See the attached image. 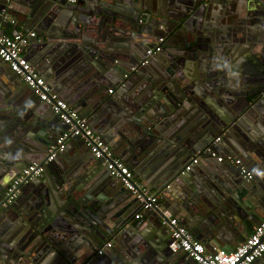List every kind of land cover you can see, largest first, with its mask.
Here are the masks:
<instances>
[{
	"label": "water",
	"instance_id": "water-1",
	"mask_svg": "<svg viewBox=\"0 0 264 264\" xmlns=\"http://www.w3.org/2000/svg\"><path fill=\"white\" fill-rule=\"evenodd\" d=\"M151 4L10 3V19L23 31L35 29L25 50L30 63L163 202L131 223V193L72 138L25 186L27 196L0 210V264H37L34 255L44 249L58 256L53 264H197L169 249L166 214L207 251H230L229 236L246 239V223L264 220V179L254 173L246 181L235 167L202 163L204 157L183 172L186 160L221 134L237 140L233 156L248 170L264 171V139L245 125L250 115L264 124V0ZM6 6L0 0V13ZM166 32L169 43L142 65ZM7 76L13 83L0 90V201L10 181L25 166L42 163L67 128ZM111 86L122 91L107 95ZM104 241L112 251L98 256Z\"/></svg>",
	"mask_w": 264,
	"mask_h": 264
},
{
	"label": "built area",
	"instance_id": "built-area-1",
	"mask_svg": "<svg viewBox=\"0 0 264 264\" xmlns=\"http://www.w3.org/2000/svg\"><path fill=\"white\" fill-rule=\"evenodd\" d=\"M5 1L7 6L3 10L2 20L15 24V20L10 19L9 15L12 0ZM69 2L74 3L75 0H69ZM159 29L163 31L164 26H160ZM34 36L35 32L31 30L17 31L14 35H6L0 32V62L6 64L32 95L41 103L47 105L67 128L58 137L56 143L50 146L42 163H32L25 166L10 181L4 192L3 206H7L21 196L24 187L31 180L40 176L45 167L65 150L67 142L72 138H77L96 160L103 162L102 164L108 171V175L118 179L123 188L131 193L132 198L140 205V212L135 215V219L142 218L143 213L159 205L162 199L161 195L152 192L148 187L141 184L129 167L121 159L114 156L110 147L101 139V136L53 90L35 66L23 55L22 51ZM163 41V36L158 37L154 49L147 52V58L159 51V45ZM109 92L111 93V91ZM222 137H224V134L216 137L205 149L197 152L190 162L185 165L183 172H190L198 164L200 158L204 157V159L215 160L219 164L231 165L239 171L246 181L252 180L253 172L246 168L240 158L233 155L222 156L216 152L215 147L220 143ZM165 216L164 224L167 223L171 227L169 249L172 253L182 251L197 264H253L264 255V221L255 226L248 237L233 250L214 248V250L207 251L187 228L179 224L175 217H171L169 214ZM111 247L112 243L109 241L99 248L96 254L101 256Z\"/></svg>",
	"mask_w": 264,
	"mask_h": 264
},
{
	"label": "crops",
	"instance_id": "crops-1",
	"mask_svg": "<svg viewBox=\"0 0 264 264\" xmlns=\"http://www.w3.org/2000/svg\"><path fill=\"white\" fill-rule=\"evenodd\" d=\"M152 1V4H151V6L153 5V4H155V2H156V0H151ZM217 2V4H218V1H216ZM4 14V11H1V13H0V32L2 33H5L6 35H13V33L15 32V31H23L22 30V26L20 25V26H18V22L16 21V23L15 24H10L9 22L7 23V22H5L4 20H2V15ZM141 19H143V18H141ZM35 29L34 28H32L31 29V31H34ZM181 32V31H180ZM26 50V47L24 48V50L22 51V53H23V55L29 60V62H31L30 60L31 59H29L30 57H29V53L28 52H26L25 51ZM38 72H39V74L41 75V76H43V73L41 72V71H39V70H37ZM7 75H10L11 77H12V79H13V81H14V83H16V85H20V87H21V89H22V92H24L25 93V97H28V95H31L32 96V93L25 87V86H23V83L19 80V78H17L16 76H14L8 69H7V67L3 64V63H1L0 62V90L1 89H3V87L5 88V89H7V90H9V85L11 84V83H13V82H10L9 80H8V76ZM12 81V80H11ZM117 90H121L122 91V89L120 88V87H118L117 89L114 87V86H111V87H108V88H106L105 89V93L107 94V95H110V96H112V97H114L115 96V94H116V92H117ZM109 91H111V93L109 92ZM264 94V93H263ZM263 94L261 95V97H260V99H261V101L263 102V100H264V98H263ZM77 111V110H76ZM255 114V113H254ZM257 114V113H256ZM259 121L257 120V115L256 116H253V115H250V117H248V118H246V120H245V125H247L248 127H249V129H254V131H257V132H259V134L260 135H262V138L264 139V124H260V126H259V123H258ZM89 124V123H88ZM218 136H220V135H218ZM217 136V137H218ZM225 137H222V139H221V141H220V143L218 144L219 146H216L215 147V150H216V152L218 153V154H220V155H222V156H225V155H234V153L232 152V150H235L237 147H240L239 145H238V143H236L235 144V142H237V140L236 139H234V138H225ZM78 144H76V148L75 149H77V146ZM236 145V146H235ZM74 150H72V152L70 151V156H75L76 157V154L73 152ZM192 158V157H191ZM191 158L190 159H187L186 160V162L184 163V165H183V169H184V167H185V165H187L189 162H190V160H191ZM241 159V158H240ZM202 163H206V164H212L213 163V160L212 159H206V160H204ZM198 165H201L200 164V162H198V164L196 165V166H198ZM223 165V164H222ZM225 165H228V164H225ZM104 167V165L103 164H101L100 165V167ZM250 171H252V170H250ZM253 172V171H252ZM138 180H139V178H138ZM140 181V180H139ZM141 182V181H140ZM149 188V187H148ZM25 189H27V187H25L24 188V192H23V197H26L27 196V194L30 192V191H27L26 190V194H25ZM152 192H155V193H158V191H155V190H153V189H151V188H149ZM31 190V189H30ZM158 194H160V193H158ZM33 202V197L31 196L29 199H28V204L30 205L31 203ZM163 202V200L161 199L160 200V203H162ZM133 210H134V214L132 215V217H131V220H130V222L131 223H133L134 225L135 224H137V223H139L140 222V220H141V218L140 219H135V215L136 214H138V212H140V205L137 203V202H135L134 204H133ZM176 219H177V217H175ZM5 219H6V217H5ZM4 219V221H2V223H5V220ZM178 220V219H177ZM264 221V220H263ZM262 221V222H263ZM249 227H247V230H248V235L252 232V230H253V228L255 227V226H253L252 225V223H251V221H248L247 223H246ZM233 237V236H232ZM228 239H229V242L230 243H232V245H230L231 247V249L230 250H233L235 247H234V245L236 244V242H239V244L241 243V242H243L245 239H244V237H242V236H238L236 239H235V237H233V238H231L230 236L228 237ZM235 240V241H234ZM107 242H109V241H104L101 245H100V248L105 244V243H107ZM238 244V245H239ZM214 248L215 247H213V250H214ZM217 249V248H216ZM225 249V248H224ZM109 250H111V249H108V250H106V251H109ZM225 250H228V249H225ZM112 251V250H111ZM56 254L55 253H53L52 251H46L45 249L43 250V251H41L39 254L37 253L36 255H34V257L36 258L35 259V261H36V263L37 264H53V261L55 262L56 261V258L58 257H56L55 256ZM73 258V257H72ZM74 260H76V259H74ZM253 264H264V260H262L261 262H259V263H257V261L256 262H254Z\"/></svg>",
	"mask_w": 264,
	"mask_h": 264
},
{
	"label": "flooded vegetation",
	"instance_id": "flooded-vegetation-1",
	"mask_svg": "<svg viewBox=\"0 0 264 264\" xmlns=\"http://www.w3.org/2000/svg\"><path fill=\"white\" fill-rule=\"evenodd\" d=\"M139 21H141V22H139V24H141V25H143L144 24V18L143 19H140ZM164 41H163V43H161L160 45H159V51L158 52H156V53H161L162 51H163V49H164V47H165V45H167L169 42H168V40H169V36H168V33L166 32L165 34H164ZM156 53H154V54H156ZM154 54H152L151 56H153ZM151 56L150 57H148V58H146V60H144L143 62H142V65H147L148 63H149V61H150V59H151ZM145 65V66H146ZM7 188V187H6ZM6 188H4V190H3V193H2V199H1V201H0V210L1 209H4V208H8V206L11 204H8L7 206H3V202H4V192H5V190H6ZM23 192H24V190H23ZM23 194V193H22Z\"/></svg>",
	"mask_w": 264,
	"mask_h": 264
},
{
	"label": "clouds",
	"instance_id": "clouds-1",
	"mask_svg": "<svg viewBox=\"0 0 264 264\" xmlns=\"http://www.w3.org/2000/svg\"><path fill=\"white\" fill-rule=\"evenodd\" d=\"M253 173L258 176L260 179H264V171H261L259 169H253Z\"/></svg>",
	"mask_w": 264,
	"mask_h": 264
},
{
	"label": "trees",
	"instance_id": "trees-1",
	"mask_svg": "<svg viewBox=\"0 0 264 264\" xmlns=\"http://www.w3.org/2000/svg\"><path fill=\"white\" fill-rule=\"evenodd\" d=\"M5 34V33H4Z\"/></svg>",
	"mask_w": 264,
	"mask_h": 264
}]
</instances>
